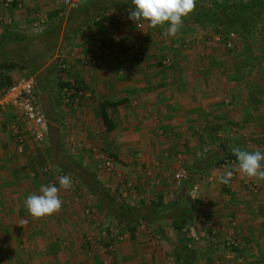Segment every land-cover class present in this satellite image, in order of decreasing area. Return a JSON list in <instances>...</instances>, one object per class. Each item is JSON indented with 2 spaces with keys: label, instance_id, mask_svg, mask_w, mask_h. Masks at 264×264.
I'll use <instances>...</instances> for the list:
<instances>
[{
  "label": "crops",
  "instance_id": "1",
  "mask_svg": "<svg viewBox=\"0 0 264 264\" xmlns=\"http://www.w3.org/2000/svg\"><path fill=\"white\" fill-rule=\"evenodd\" d=\"M62 5L61 0H13L6 7L0 0V22L7 25L0 39L13 38L15 28L42 20L46 11ZM156 28L128 17L107 18L106 24L80 31L58 48L69 52L72 69L65 76L76 78L90 94L65 105L60 80L56 93L51 87L39 89L49 127L46 142H36L14 110L0 118V264H162L161 246L151 245L141 226L172 224L178 231L203 215L220 236L231 234L238 242L231 254L223 252L220 264H264V181L234 172L229 184L219 183V177L234 166L224 165L227 158L208 175H191L192 182L201 184V193L199 199L184 204L181 189L187 185H179L172 176L180 154L188 168L207 153L222 155L234 146L264 152V50L255 60L239 38L223 44L194 25L184 26L175 37L161 35ZM189 30L198 37L188 35ZM138 46L144 48L140 59ZM76 51H84L90 62L76 61L70 55ZM167 57L171 64L165 63ZM106 101L121 102L107 107L114 125L111 131L100 108ZM71 139L81 146L97 143L112 152L119 166L134 170V186H123L129 197L121 196V182L96 168L97 157L88 149L74 153ZM137 165L143 170L137 172ZM62 170L77 176L95 173L117 203L149 215L151 220L143 219L135 230V243L125 241L115 251L104 252L102 245L112 238L115 227L105 237L103 215L114 217L116 224L128 223L103 209L90 187L74 174L72 188L60 190V212L40 220L31 217L24 206L26 197L39 194L41 185L59 187ZM245 181L260 187L251 191ZM159 201L174 204L165 215L158 214L160 218L150 210ZM89 206L98 211L87 214ZM181 239L171 256L174 264L184 263L181 247L188 240L183 234ZM215 248L213 243L196 246L189 264H210L215 256L210 249Z\"/></svg>",
  "mask_w": 264,
  "mask_h": 264
},
{
  "label": "trees",
  "instance_id": "2",
  "mask_svg": "<svg viewBox=\"0 0 264 264\" xmlns=\"http://www.w3.org/2000/svg\"><path fill=\"white\" fill-rule=\"evenodd\" d=\"M131 6V0H86L76 7H72L66 17L59 14L58 11L52 12L50 14L51 21L44 32L30 36L21 34L22 32L12 33L14 41L27 43L19 51L14 50L15 53L13 55H9V52L6 53L1 47L5 40H0V58H2L0 60V87H7L12 84L13 78L9 75L10 70L21 66L28 68L33 74H38L46 66L56 49L68 43L73 35L85 29H90L94 25L106 24V15L115 7L129 9ZM263 19L264 0H240L225 3L218 0H214L212 3L197 1L195 11L184 19L183 27L194 25L229 30L242 39L247 53H251L250 37L257 31ZM249 53L248 56L251 55ZM40 56H42V59H40ZM66 84L68 82H63V87ZM120 103L106 101L100 104L102 119L109 131L114 128V125L108 115L107 107ZM227 158L236 161V157L232 155L231 151L222 155L218 153L205 154L187 168L190 177L191 175H208L212 167L221 164ZM72 174L76 177L79 176L90 187L103 209L113 212L117 220L127 222L128 228L133 232H135L143 219L151 220L149 215H142L141 208L126 203H117L105 191L95 173L84 171L78 176L75 173ZM173 205V203L168 205L161 201L154 202L150 205V210L152 214H157V216H159L158 214L165 215L167 210L172 209ZM181 249L184 255V263L182 264H189L191 258L196 254V250L186 244H183ZM178 262L179 259H177Z\"/></svg>",
  "mask_w": 264,
  "mask_h": 264
},
{
  "label": "rangeland",
  "instance_id": "3",
  "mask_svg": "<svg viewBox=\"0 0 264 264\" xmlns=\"http://www.w3.org/2000/svg\"><path fill=\"white\" fill-rule=\"evenodd\" d=\"M62 1H63L62 8L51 10V11H46L44 13L45 14L44 19L39 20V21L37 20L35 22H29V25L24 26L20 29L15 28V30H17V32L21 31L22 32L21 34H28L29 36L32 34H38V33L44 32V30H46L47 26L49 25V23L51 21L50 20V17H51L50 14L52 12L54 13V12L58 11L59 14L64 15L65 17L69 15V13L71 11V7L66 5L64 0H61V2ZM197 1L205 2V3H212L214 0H197ZM218 1L225 3V2H233V1H240V0H218ZM120 11L125 12V10L122 7H119V8L115 7L106 16H107V18H110V19L118 18ZM36 13H38V12H36ZM37 18H40V17H37ZM36 23H38L37 26H36ZM6 26L7 25H6L5 21L0 22V36L2 35V31L4 29H6ZM166 27H167V25H165V28ZM200 28L205 29V31L203 33L208 34L207 36L209 38H213V40L218 41L216 38L220 37L221 41H218V42H221L223 44H225L226 42H229L230 40L235 41L236 38H238V36L236 37L232 34H229V32H230L229 30H224L222 28H219V29L212 28V27H200ZM156 29H158L159 34L164 35L163 34L165 31L164 28L157 27ZM187 34L191 35L193 38H194V36L198 37V35H199V33H197L195 30H192V31L189 30V31H187ZM225 34H228V35H225ZM6 39L7 40L3 43V44H5L3 46V49L6 51V53L9 52V55H11V54L13 55L15 53L14 50L19 51L21 48H24L27 45V43H25V42L14 41V39L12 37H8V38L6 37ZM195 40H196V37H195ZM240 40H241L240 46H242L246 50L244 42L242 41V39H240ZM249 41H250L251 53H249V52L248 53L251 54L252 58H254V59L260 58V56L262 55L261 52H262V50H264V19L262 20L261 24L258 26L257 31L255 32V35L253 37H251ZM65 49H66V47L61 49V50L56 49L53 56L47 62L46 67H45L46 69L44 68L43 69L44 71L43 70L40 71V73L38 75L33 74L28 68H24L21 66H17L13 70H10L9 75H11V77L13 78V82H15L21 78H33L35 80V88H36V91L38 94H40L39 89H41V88L43 89L44 87L45 88L51 87V91L56 93L55 88H56V85L58 86V84H59V82H57L58 80H60L61 82L75 81L78 85L83 86V84L81 82H78V80H76V78H71V77L65 76V74H69L70 69H72V66L70 65V58H68L69 52L68 53L65 52L66 51ZM142 49H144V48L141 46L137 47V50H142ZM78 51L74 52V54L70 53V55H73V58H75L76 61H77V59L82 60V56L84 55V53H83L84 51H82V52H78ZM142 53H143V51H142ZM255 54H258L259 57H257V56L254 57ZM40 59H42V56H40ZM94 59H96L95 56H94ZM94 59H91V61L93 62ZM82 62H83V60H82ZM251 63L253 64V60H251ZM64 64H66V67H64ZM74 65H76V63ZM91 65H93V64H91ZM70 66H71V68H70ZM39 85H40V88H39ZM59 86H60V84H59ZM62 88H63V86H62ZM84 89L86 90L87 94L89 95L90 94L89 90L86 89V87H84ZM88 95L82 96L81 100L84 99L85 97H87ZM64 102H65V105H69L66 101H64ZM64 102H63V104H64ZM40 103H41V105H43L41 101H40ZM73 104L74 103H72V105ZM16 129H18V127ZM102 133H105L104 130H101L100 135H102ZM221 135H219V133H218L217 136H221ZM103 136H104V134H103ZM216 140H218V139L216 138ZM70 141H71V145H72L71 148H73L72 150L74 153L78 152V150H80V149H88L89 153L92 155V157H94L95 160L97 157V155L95 153V149H101V150L108 151L103 146L99 147V145L97 143H89L88 146H81L80 144H78L79 142H77L73 139H71ZM108 152H110V151H108ZM110 153H112V152H110ZM77 156H79V155H77ZM186 161L187 160H185V157L183 156V167L187 168L186 164H188V163ZM98 162H100V161L98 160ZM117 165L120 169L128 172V174H130V175L134 174L135 175L134 170L125 169L124 167L119 166L118 162H117ZM95 166H96V168H98V164ZM137 169H138L137 172L143 170L142 165L141 166L137 165ZM179 169H180L179 165H177L176 168H172L173 178ZM103 171L106 172V170H103ZM64 172H66V171H63V173ZM106 173L108 174V176L117 179L114 175L109 174L108 172H106ZM66 175L71 176L73 174L67 172ZM198 179L204 180L205 178L199 177ZM179 185L183 186L182 184H179ZM120 187L121 186H119V188ZM188 190H189V187H187V186L184 187L183 189H181V191L184 192L182 194V196H184V198H183L184 204H186L185 203L186 201L190 202L191 200H193L190 197ZM117 191H118V188L116 189V192ZM187 196H189V197H187ZM94 207H97V206L95 205ZM96 211H98L97 208H95L92 215L94 213H96ZM102 221L104 223L105 237H108V233L111 232L110 228H112L113 226L115 227L113 229L112 238L109 241H104L103 245L101 244L102 249H104V252L108 253L111 251L112 252L115 251L116 245L123 243L125 241L130 240V242L132 241V243H135L134 242V240H136V236H134L135 232L131 233L129 231V229L127 228L126 224L125 225L120 224V223L116 224L114 217H112L110 215H103ZM197 222H198V217H196V218L194 217L193 221L191 223L188 222V223L184 224L185 225L184 227L191 228L192 230H195L197 228V226H196ZM168 227H171V228H168ZM141 231L145 233L144 236H145L146 240L151 241V245L153 244V245H160L161 246L162 262H163L162 264H174L173 258L171 257V256H173V249L177 248V246H178L177 241L178 240L179 241L184 240V239H181L182 234L186 237V235L183 233L182 229H178V231H175V229L172 228V224H166V225L162 226L161 228L159 226H158V228L157 227L151 228L150 225L148 226V225L144 224L140 228V232ZM167 231H169L170 235L164 233ZM179 231L182 232V234ZM173 235H175L174 239L172 238ZM179 244H181V243L179 242ZM196 246H198V245L194 244L193 247H191V248H195ZM210 250H211V253H213L215 256H213V258H212L213 262H209V263L210 264H220V262L222 261L221 259L223 258V252L225 253V251H220V249H217V248L210 249Z\"/></svg>",
  "mask_w": 264,
  "mask_h": 264
},
{
  "label": "built area",
  "instance_id": "4",
  "mask_svg": "<svg viewBox=\"0 0 264 264\" xmlns=\"http://www.w3.org/2000/svg\"><path fill=\"white\" fill-rule=\"evenodd\" d=\"M65 4L69 7H76L81 4L84 0H64ZM13 0H4L6 7H11ZM129 10V9H128ZM128 17V12L120 11L118 18L126 19ZM106 23V22H105ZM38 23H36L37 26ZM232 35L236 36L234 33ZM221 41L220 37L216 38ZM138 58H142V50H137ZM83 63L88 64L90 61L87 59L86 54L82 56ZM172 58L167 57L165 59L166 64L172 63ZM66 67V64H64ZM64 94V101L70 103L75 101L79 103L82 96L88 95L83 86L78 85L75 81L68 82L62 88ZM14 110L21 118L26 122L27 129L29 133L34 137L35 141L38 143H44L47 140L49 134V127L46 113L40 103L38 93L35 88V80L33 78H21L7 87H0V118L4 117V114L9 111ZM18 132V130H17ZM20 143H24V138H20ZM97 159L100 161L98 168L106 170L109 174L114 175L119 182H121L120 193L122 192V197H129L130 194L123 189V186L130 188L134 186L132 181L133 175L128 174V172L120 169L117 165V160L114 155L110 152L95 149ZM180 169L174 175V180L182 185H187L189 187L190 197H195L194 201L199 199L201 193V184L198 182H192L190 174L186 167H183V156L180 154L177 158ZM231 163L234 165L235 160L228 159L226 164ZM66 175L63 172L59 173V177ZM235 173L233 174V177ZM244 185L251 191H257L259 189V184H254L250 181H245ZM119 193V194H120ZM94 207H88L86 213L92 215ZM197 228L192 230L191 228L183 227L182 231L186 235L188 240V247H193L194 244L206 245L208 243H213L216 245L217 249L220 251H225L228 255L235 250L238 242L234 236L231 234L219 235L215 228L208 225V217L200 216L196 224Z\"/></svg>",
  "mask_w": 264,
  "mask_h": 264
},
{
  "label": "clouds",
  "instance_id": "5",
  "mask_svg": "<svg viewBox=\"0 0 264 264\" xmlns=\"http://www.w3.org/2000/svg\"><path fill=\"white\" fill-rule=\"evenodd\" d=\"M196 3L197 0H131L128 19L136 23L146 21L152 28H164V36L175 37L183 27L184 19L195 11ZM231 152L236 162L219 177V183L229 184L234 172L249 179L264 181V152L247 151L236 146L231 148ZM72 186L71 176L62 175L59 177V187L55 184L41 185L39 194L32 193L26 197L24 206L34 219L52 216L62 208L60 190H69Z\"/></svg>",
  "mask_w": 264,
  "mask_h": 264
}]
</instances>
